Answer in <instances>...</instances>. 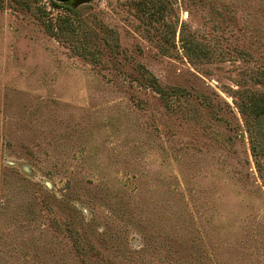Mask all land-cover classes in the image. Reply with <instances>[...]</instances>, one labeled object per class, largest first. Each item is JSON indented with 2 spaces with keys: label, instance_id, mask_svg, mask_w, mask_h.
Masks as SVG:
<instances>
[{
  "label": "rangeland",
  "instance_id": "374dc122",
  "mask_svg": "<svg viewBox=\"0 0 264 264\" xmlns=\"http://www.w3.org/2000/svg\"><path fill=\"white\" fill-rule=\"evenodd\" d=\"M139 2L0 0V264H264V0Z\"/></svg>",
  "mask_w": 264,
  "mask_h": 264
},
{
  "label": "trees",
  "instance_id": "16d2710c",
  "mask_svg": "<svg viewBox=\"0 0 264 264\" xmlns=\"http://www.w3.org/2000/svg\"><path fill=\"white\" fill-rule=\"evenodd\" d=\"M49 1L53 6V9L62 10L63 14L55 17L52 16L51 13L41 12L40 19L45 31L57 40L68 44V46L71 48V51L75 52L77 55L86 59L95 57V53L97 55V53L101 51L100 44L97 40L98 35L93 37L88 29L82 34L80 32L82 21L78 19L77 13L74 12L72 8L62 6L56 3L54 0ZM137 8H139L140 12L143 14L149 12L150 16H155L153 12L148 10L147 3L143 2V0L137 4ZM101 30L104 32V36L102 38L99 36L98 37L100 40L102 39L104 41L105 47H107L111 52H117L120 48V44L116 33L113 30L105 27H102ZM92 49L95 53L92 52ZM186 49L188 51L190 50L188 47H186ZM162 52L165 53V50H162ZM94 62H96V59H94ZM153 85L157 93L164 94L163 88L159 85L157 79L155 78H153ZM173 90L181 91L178 88H173ZM241 111L248 118V126L252 143V155L256 159L257 168L261 172L262 169L258 159H260L262 156L263 142L258 135V130L256 129V126L258 125L254 124V122L264 121V93L260 95H253L249 101L241 107Z\"/></svg>",
  "mask_w": 264,
  "mask_h": 264
},
{
  "label": "water",
  "instance_id": "95a60500",
  "mask_svg": "<svg viewBox=\"0 0 264 264\" xmlns=\"http://www.w3.org/2000/svg\"><path fill=\"white\" fill-rule=\"evenodd\" d=\"M56 2H59V3H63V4H68L70 3L72 0H55Z\"/></svg>",
  "mask_w": 264,
  "mask_h": 264
},
{
  "label": "flooded vegetation",
  "instance_id": "af4514ba",
  "mask_svg": "<svg viewBox=\"0 0 264 264\" xmlns=\"http://www.w3.org/2000/svg\"><path fill=\"white\" fill-rule=\"evenodd\" d=\"M77 0H72L69 4L76 2Z\"/></svg>",
  "mask_w": 264,
  "mask_h": 264
}]
</instances>
